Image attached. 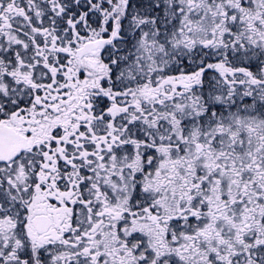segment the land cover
<instances>
[{"label": "snow or ice", "instance_id": "snow-or-ice-1", "mask_svg": "<svg viewBox=\"0 0 264 264\" xmlns=\"http://www.w3.org/2000/svg\"><path fill=\"white\" fill-rule=\"evenodd\" d=\"M0 264H264V0H0Z\"/></svg>", "mask_w": 264, "mask_h": 264}]
</instances>
